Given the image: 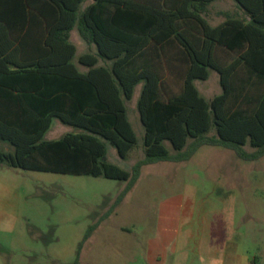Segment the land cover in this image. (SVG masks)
I'll return each instance as SVG.
<instances>
[{"label": "trees", "instance_id": "obj_1", "mask_svg": "<svg viewBox=\"0 0 264 264\" xmlns=\"http://www.w3.org/2000/svg\"><path fill=\"white\" fill-rule=\"evenodd\" d=\"M211 1L94 0L79 12L83 0H0V142L12 146L0 149V162L125 181L82 241L144 165L187 161L203 145L244 160L264 155V0H234L244 17L217 25L204 16ZM75 24L97 48L78 56L85 72L73 62ZM98 58L106 63L97 65ZM208 69L217 72L221 91L206 100L195 81L206 80ZM139 83L144 156L125 170L108 161L105 142L121 158L134 147L125 102ZM53 118L72 130L44 139Z\"/></svg>", "mask_w": 264, "mask_h": 264}, {"label": "rangeland", "instance_id": "obj_2", "mask_svg": "<svg viewBox=\"0 0 264 264\" xmlns=\"http://www.w3.org/2000/svg\"><path fill=\"white\" fill-rule=\"evenodd\" d=\"M223 8L233 10L224 1L210 12ZM218 79L208 69L206 80L195 81L206 100L221 91ZM140 88L125 103L134 147L121 158L105 142L108 161L125 170L144 156ZM71 128L53 118L44 139ZM0 183V208L12 225L0 229V264H72L77 256L78 264H264V155L244 160L231 149L203 145L187 161L144 165L84 241L124 180L15 167L0 174Z\"/></svg>", "mask_w": 264, "mask_h": 264}, {"label": "crops", "instance_id": "obj_3", "mask_svg": "<svg viewBox=\"0 0 264 264\" xmlns=\"http://www.w3.org/2000/svg\"><path fill=\"white\" fill-rule=\"evenodd\" d=\"M135 1L147 4V5H166V4L173 5L175 3V2H172L174 0H135ZM224 1L226 2V5L231 6L233 8V10L231 11V10L225 9V8L216 9V10H213V12L211 14L210 9L212 11L213 7L218 6V5L220 6L221 4L224 3ZM93 2H94V0H83V2L80 5L79 12H81L85 7H87L89 4H91ZM204 16L207 19V21L209 22V24L211 23L212 25H217L218 23L224 21L227 16L238 17V18L244 17V15L242 14V11L239 9L238 5L236 4V2L234 0H213V1H211L207 5ZM69 40H70V42H72L75 45V48H76L75 57L73 59V62L77 66L79 71L85 72L88 69V67L78 63L77 58L79 55L85 54V53H90V54L96 55L97 54L96 45L94 43L86 42L80 36L77 24H75L73 26V28L70 30ZM105 63L106 62L104 60H102L101 58H98L97 65H103ZM3 101H4V99H3ZM126 102H128V101H126ZM71 130H72V128H71ZM0 149L4 150V151H12V146L9 144H5L4 142H0ZM13 169H14V167L7 165L6 162H0V174L11 171ZM4 187H5V185L0 183V189L4 188ZM168 210H171V209L166 208V211H168ZM8 220L9 219H8L7 213L5 212L4 209L0 208V229H5L6 227L10 228L12 226V225L7 223ZM153 248H154V246L151 245V252H152Z\"/></svg>", "mask_w": 264, "mask_h": 264}]
</instances>
